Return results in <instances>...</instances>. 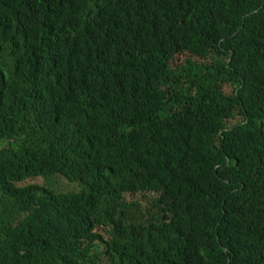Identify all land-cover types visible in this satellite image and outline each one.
Instances as JSON below:
<instances>
[{
  "label": "trees",
  "instance_id": "obj_1",
  "mask_svg": "<svg viewBox=\"0 0 264 264\" xmlns=\"http://www.w3.org/2000/svg\"><path fill=\"white\" fill-rule=\"evenodd\" d=\"M0 264H264V0H0Z\"/></svg>",
  "mask_w": 264,
  "mask_h": 264
},
{
  "label": "rangeland",
  "instance_id": "obj_2",
  "mask_svg": "<svg viewBox=\"0 0 264 264\" xmlns=\"http://www.w3.org/2000/svg\"><path fill=\"white\" fill-rule=\"evenodd\" d=\"M180 62H182L184 60V58H180L178 59ZM176 70V63H173V66L171 65L170 67V72L173 74L174 71ZM225 93L228 96H232L233 95V89L230 86H225L224 88ZM28 184H40V185H44L45 184V180L43 179H31L29 180L26 184L24 185H28ZM54 188L56 189H60L61 191H65V192H70V191H79L80 187L78 186V184L74 183H69L68 180L64 179V178H57L55 179L52 184H51Z\"/></svg>",
  "mask_w": 264,
  "mask_h": 264
},
{
  "label": "clouds",
  "instance_id": "obj_3",
  "mask_svg": "<svg viewBox=\"0 0 264 264\" xmlns=\"http://www.w3.org/2000/svg\"><path fill=\"white\" fill-rule=\"evenodd\" d=\"M259 12V11H258Z\"/></svg>",
  "mask_w": 264,
  "mask_h": 264
}]
</instances>
